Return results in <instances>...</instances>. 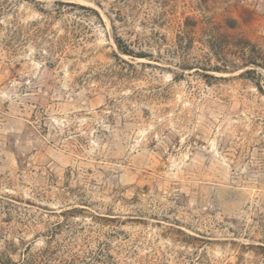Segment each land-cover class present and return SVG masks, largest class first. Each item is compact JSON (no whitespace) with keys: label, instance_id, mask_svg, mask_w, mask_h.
<instances>
[{"label":"rangeland","instance_id":"obj_1","mask_svg":"<svg viewBox=\"0 0 264 264\" xmlns=\"http://www.w3.org/2000/svg\"><path fill=\"white\" fill-rule=\"evenodd\" d=\"M49 249L264 264V0H0V254Z\"/></svg>","mask_w":264,"mask_h":264},{"label":"trees","instance_id":"obj_2","mask_svg":"<svg viewBox=\"0 0 264 264\" xmlns=\"http://www.w3.org/2000/svg\"><path fill=\"white\" fill-rule=\"evenodd\" d=\"M61 2V1H60ZM69 4H72V5H76V3H69ZM82 8H89V9H92L91 7H86L85 5H78ZM115 43H116V46L118 48V50L123 53V54H126V55H130V56H133V57H146V55H143L144 53L141 52V51H136V49H134L130 43H128L121 35H116L115 36ZM247 48L245 47H242V51H246ZM123 62L125 63H128L127 61H124L122 60ZM247 62H250L249 60L245 61L244 63H246V65L243 63L242 65L238 64V63H232V66L229 67V65L225 64L223 65V67H220L219 65H213V67L211 68H214L212 70L214 71H226V72H229L227 70L231 69V68H236V69H243L242 67L244 66H248L247 65ZM253 63V62H251ZM129 64V63H128ZM212 66V65H210ZM241 66V67H240ZM251 69H247L246 71L244 72H249ZM259 88H261V85H258ZM44 251V250H43ZM41 251L39 252L38 254H35L33 255L31 258H28L27 260L26 259H23L21 260L20 262H14L12 257L10 256H2L0 254V264H48V262H50L52 260V257L53 255L51 254V257H50V254L49 252L52 253V250L50 251L49 250H46V251Z\"/></svg>","mask_w":264,"mask_h":264}]
</instances>
